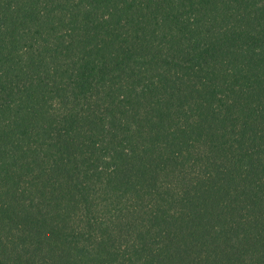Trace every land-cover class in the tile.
I'll use <instances>...</instances> for the list:
<instances>
[{
  "label": "trees",
  "instance_id": "1",
  "mask_svg": "<svg viewBox=\"0 0 264 264\" xmlns=\"http://www.w3.org/2000/svg\"><path fill=\"white\" fill-rule=\"evenodd\" d=\"M0 264H264V0H0Z\"/></svg>",
  "mask_w": 264,
  "mask_h": 264
}]
</instances>
